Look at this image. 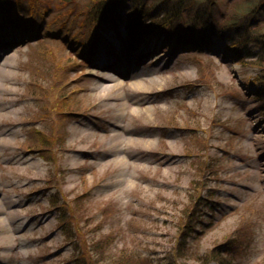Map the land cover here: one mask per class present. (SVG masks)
<instances>
[{
    "label": "rangeland",
    "instance_id": "1",
    "mask_svg": "<svg viewBox=\"0 0 264 264\" xmlns=\"http://www.w3.org/2000/svg\"><path fill=\"white\" fill-rule=\"evenodd\" d=\"M86 2L42 20L24 1L26 26L0 28V264H264L259 70L221 57L219 36L210 51L128 44L125 4L83 51ZM131 49L115 99L92 94L91 66ZM112 136L131 144L114 149Z\"/></svg>",
    "mask_w": 264,
    "mask_h": 264
},
{
    "label": "trees",
    "instance_id": "2",
    "mask_svg": "<svg viewBox=\"0 0 264 264\" xmlns=\"http://www.w3.org/2000/svg\"><path fill=\"white\" fill-rule=\"evenodd\" d=\"M24 1L28 3V14L32 17L37 14L43 20L45 12L54 7L61 16L72 13L74 3L80 0H0V26L6 23L26 26L20 12ZM121 4L130 6H123L126 8L127 35H137L139 41L162 37L164 47L161 43L159 45L164 49L210 51L215 48L212 46L214 37L226 38L225 50L222 49L220 55L233 62H249L257 68L258 74L253 79L259 88L252 98L259 100L264 97V0H87L86 7L78 16L83 18L80 29L83 30L82 34L88 35L90 44L101 38L98 28L102 25L113 22L118 27L117 23L121 21L118 6ZM88 45L83 47L84 51ZM252 50H256L254 59L243 62L242 59L249 56ZM57 97L53 113L62 109ZM258 108L264 113V104ZM59 123L57 119L56 124ZM52 131L56 132V129ZM55 132L47 140L40 141L42 150L45 143L52 146L58 142L54 139ZM207 257L216 259L218 253L209 252Z\"/></svg>",
    "mask_w": 264,
    "mask_h": 264
},
{
    "label": "bare ground",
    "instance_id": "3",
    "mask_svg": "<svg viewBox=\"0 0 264 264\" xmlns=\"http://www.w3.org/2000/svg\"><path fill=\"white\" fill-rule=\"evenodd\" d=\"M139 54V52H137ZM137 53L135 54L137 57ZM157 56V55H156ZM1 57V56H0ZM161 58V56L158 55V57L155 58L156 61H158ZM131 61H128L126 64H130ZM125 67V65H123ZM91 68L99 70L98 73L97 71L95 72L94 70H90V75L93 78L92 86L89 88L92 94L99 96V97H116V92L119 90L120 87H124L126 85L125 79L129 78V76H133L128 74L127 67L124 69L116 72L115 69L113 68V64L111 61H106L103 62L102 64L100 63H95L94 65L91 66ZM96 73V74H95ZM157 79L150 80V84L154 85L156 84ZM133 87H138V90L144 91L148 90L145 85L143 84V81H132L129 83ZM140 85L142 87H140ZM115 99V98H114ZM144 111H148V109H143ZM142 110V111H143ZM117 114L120 116L121 115V110H118ZM5 136H3L4 141ZM112 141H118V144H116L113 148L116 149L117 147L119 149H124L126 150L128 146L131 144V141L125 140L123 137L120 136H112ZM114 161V160H110ZM115 162H119L116 160ZM110 163V162H109Z\"/></svg>",
    "mask_w": 264,
    "mask_h": 264
}]
</instances>
